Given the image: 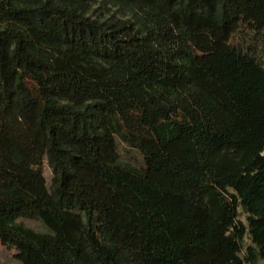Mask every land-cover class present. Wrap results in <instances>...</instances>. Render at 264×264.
Segmentation results:
<instances>
[{
  "label": "trees",
  "instance_id": "obj_1",
  "mask_svg": "<svg viewBox=\"0 0 264 264\" xmlns=\"http://www.w3.org/2000/svg\"><path fill=\"white\" fill-rule=\"evenodd\" d=\"M0 243L23 264L264 262V0H0Z\"/></svg>",
  "mask_w": 264,
  "mask_h": 264
},
{
  "label": "rangeland",
  "instance_id": "obj_2",
  "mask_svg": "<svg viewBox=\"0 0 264 264\" xmlns=\"http://www.w3.org/2000/svg\"><path fill=\"white\" fill-rule=\"evenodd\" d=\"M120 97L121 96H118L116 98H120ZM105 98L106 99H108V98L115 99L114 96H108V95L105 96ZM119 153H120L121 159L124 160L125 162H127L133 166H136V167L143 166L142 157L136 149H133V148L126 146L122 143H119ZM43 173L45 176L46 185L49 186L50 180H51V171L47 165L46 160H44V163H43ZM238 210H239L238 218L242 222L246 223V215L243 213L241 205L238 206ZM19 221H21L26 226L31 227L37 231H46V228L44 227V225L39 220L23 218V219H20ZM249 242H250L249 237L248 236L245 237L244 247L246 245H248ZM17 252H18L17 249H15L14 247H6L0 243V263H2V264H23L17 258V256H16Z\"/></svg>",
  "mask_w": 264,
  "mask_h": 264
},
{
  "label": "crops",
  "instance_id": "obj_3",
  "mask_svg": "<svg viewBox=\"0 0 264 264\" xmlns=\"http://www.w3.org/2000/svg\"><path fill=\"white\" fill-rule=\"evenodd\" d=\"M264 262H262L261 264H263Z\"/></svg>",
  "mask_w": 264,
  "mask_h": 264
}]
</instances>
